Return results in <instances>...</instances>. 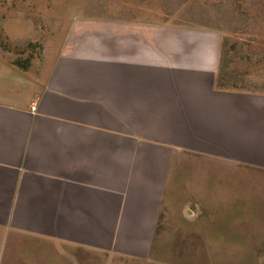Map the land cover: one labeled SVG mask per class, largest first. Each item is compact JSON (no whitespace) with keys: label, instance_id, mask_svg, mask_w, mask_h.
<instances>
[{"label":"crops","instance_id":"0c3cea01","mask_svg":"<svg viewBox=\"0 0 264 264\" xmlns=\"http://www.w3.org/2000/svg\"><path fill=\"white\" fill-rule=\"evenodd\" d=\"M221 44L74 18L48 62L0 53V234L147 258L175 172L191 187L215 160L264 171V94L218 87Z\"/></svg>","mask_w":264,"mask_h":264},{"label":"rangeland","instance_id":"374dc122","mask_svg":"<svg viewBox=\"0 0 264 264\" xmlns=\"http://www.w3.org/2000/svg\"><path fill=\"white\" fill-rule=\"evenodd\" d=\"M74 18L215 32L226 44L220 65L229 85L264 94V0H0L3 60L21 70L48 62ZM202 171L191 187L170 176L164 199L174 201L159 216L147 258L0 234V264H264V171L218 160Z\"/></svg>","mask_w":264,"mask_h":264},{"label":"trees","instance_id":"16d2710c","mask_svg":"<svg viewBox=\"0 0 264 264\" xmlns=\"http://www.w3.org/2000/svg\"><path fill=\"white\" fill-rule=\"evenodd\" d=\"M225 43L223 45V43L221 44V51H220V62H221V58L223 55V48H225ZM228 52V50H227ZM227 56V55H225ZM223 69V67H221V65L219 66V70H218V87L220 88H225V89H228V88H232L231 86H233L234 84V81L233 79L230 77L231 75H229L228 73H226ZM219 72H220V75H219ZM229 84H232L231 86ZM229 86V87H227Z\"/></svg>","mask_w":264,"mask_h":264}]
</instances>
